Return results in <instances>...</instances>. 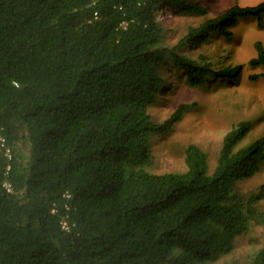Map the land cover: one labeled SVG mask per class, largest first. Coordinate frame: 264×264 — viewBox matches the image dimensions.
Returning a JSON list of instances; mask_svg holds the SVG:
<instances>
[{"label":"trees","instance_id":"obj_1","mask_svg":"<svg viewBox=\"0 0 264 264\" xmlns=\"http://www.w3.org/2000/svg\"><path fill=\"white\" fill-rule=\"evenodd\" d=\"M166 8L206 18L172 43ZM208 13L196 0H0V125L13 151H0V264H205L234 250L264 199V182L238 189L264 163V137L241 145L249 120L226 132L213 169L194 143L185 170L150 169L154 136L191 106L164 121L151 112L169 75L210 81L201 46L261 20L264 0ZM256 48L249 63L264 66ZM245 264H264V243Z\"/></svg>","mask_w":264,"mask_h":264},{"label":"rangeland","instance_id":"obj_2","mask_svg":"<svg viewBox=\"0 0 264 264\" xmlns=\"http://www.w3.org/2000/svg\"><path fill=\"white\" fill-rule=\"evenodd\" d=\"M205 5L207 17L223 14L236 2L242 5L255 4L262 0H196ZM169 30L170 42L176 43L186 35L192 26L205 20V16L194 13H179V9L166 8L161 12ZM227 36L215 33L212 40L203 43L201 50L212 62L214 74L210 81L194 85L180 72L169 75L170 88L162 95L151 112L158 121L174 116L181 104H191L182 117L173 123L169 132L153 138L154 163L150 169L157 173L183 171L186 169L185 151L189 144L200 146L207 154L213 169L226 132L237 122L249 120L251 131L242 141L247 145L264 137V66H252L250 58L257 54L256 42L264 43V13L248 16L231 28ZM239 67L235 77H218L225 67ZM216 74V75H215ZM252 74H260L251 78ZM264 182V163L254 175L241 180L238 189L243 192L257 191ZM259 214L252 219L250 229L237 237L234 250L216 262L205 264H245L264 243V199L257 204ZM199 264V263H193Z\"/></svg>","mask_w":264,"mask_h":264},{"label":"built area","instance_id":"obj_3","mask_svg":"<svg viewBox=\"0 0 264 264\" xmlns=\"http://www.w3.org/2000/svg\"><path fill=\"white\" fill-rule=\"evenodd\" d=\"M1 150H3L9 158H12V156H13L12 148L8 145L7 138L4 134V129L0 125V151ZM6 186L8 187L9 190H11L8 183H6Z\"/></svg>","mask_w":264,"mask_h":264}]
</instances>
